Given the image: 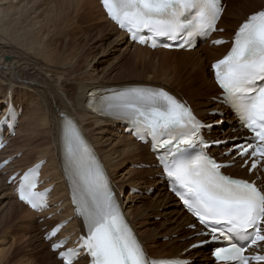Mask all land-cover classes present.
Segmentation results:
<instances>
[{
  "label": "bare ground",
  "instance_id": "bare-ground-1",
  "mask_svg": "<svg viewBox=\"0 0 264 264\" xmlns=\"http://www.w3.org/2000/svg\"><path fill=\"white\" fill-rule=\"evenodd\" d=\"M24 1L26 2V0ZM44 1L45 5L47 4L46 1L52 3L50 0ZM21 2L23 1L0 0V121L11 105L19 114L18 124L14 127V135L13 137L7 135L8 145L0 153V155L5 156L0 158V160L5 157L11 158L12 155L22 153L20 159L14 161V163L11 159L10 163L13 164L1 170L0 174L8 168L13 170L19 168L16 166L17 164L25 165L22 168L24 169L42 160V179L47 186H52V190L50 193V209L46 212L41 214L30 212L21 203L14 200V196L12 197V200L16 202L14 209L16 210L18 208V210L23 211L27 218L24 220L21 219L19 213L13 211L11 206L5 212H0V264H61L55 259V255L49 252L48 247L46 257L42 260L36 256L38 252L36 247L33 250L26 243H23L26 245L24 249L29 250L24 251L25 253L22 248L17 249V244H10L9 250L4 249L3 246L6 244V237L8 236L4 234L5 230L2 229L5 227L4 223H8L7 226H14L18 231L23 228L33 227L36 216L38 219H41L50 215L53 217V220L63 221L66 219L68 221L61 232L62 237H70V242H74L79 234L85 236L87 233L84 218L78 214L77 205L72 200L74 189L73 173L65 160L64 144L61 136L65 118L72 120L80 128L81 135L107 179L108 188L113 194V197L119 201L123 195L127 197L124 198L123 202L120 201V212L123 213L127 225L131 228L132 233L145 254L149 255L147 252V249H149L153 259L179 258L188 260L190 264H212L209 253H204L199 249H188L192 244L200 242L204 238L196 237L193 231L187 229L191 225V219L180 209L178 203L170 194L165 191L163 182L158 178L159 171L156 168H151L155 162L152 155L148 152L147 147L135 143L130 136L124 134L129 129V123L122 122L110 116L98 117L92 115L89 113L91 110L86 108V102L93 98L91 96L101 98V96H105L106 94L110 95L113 92L132 86L160 88L180 99L183 98L181 96L183 95L185 97L184 100L191 107L194 115L203 121L204 124L210 125L211 134L208 137L224 141L220 150L212 151L220 155V160L235 163L226 172L232 177L247 181L256 179V182L264 190V174H259L256 170L251 174H247L246 168L241 169L239 167L240 160L221 156V152L228 150L235 144L231 142V138L237 135V133L232 134V131L236 127V122L228 115V110L222 107L219 91L215 85L211 81L208 82L206 72L201 71L203 60L207 59L209 64L219 60L230 47V42L225 49L224 46L209 47L205 43L202 47H198L190 52L156 50L154 53L161 54L164 57L162 58L163 61H166L167 65L163 61L152 63L149 59L143 61L146 60L145 55L149 57V50L126 42L125 36L118 32L104 17L98 0H58L50 8L44 10L42 8V11L38 7L36 12L32 10L33 8H37V6L33 7V3L32 8L31 6L29 7L30 4H27L29 2L26 3L27 6L24 2ZM54 2L56 1L54 0ZM20 4H24L26 7H22L23 5L20 6ZM261 4L264 5V0H231L229 5L230 8L232 7V10L230 9L228 15L225 14L227 12L225 11L218 23V29H223L224 31L222 34H217L216 36L218 38L232 40L239 26L250 15L263 11L264 6L262 5L260 9L253 12L250 11L251 13L248 12L249 14H246V9L250 8V5L258 6ZM46 6L50 5L48 4ZM77 9H80L79 13L86 17L89 16L90 12L96 14V26L105 24L110 28L111 32H114L116 35L115 39H112L109 44H113L116 47V51L124 44L125 49L122 52L120 50L121 55H128L130 53L131 56H134L133 60L135 64L159 67L157 73L152 72L154 74L150 78L152 81L159 83L134 81L129 84L116 85L124 83L129 79L123 80L115 77V79L109 80L111 79L109 76L112 74L113 68H111L112 72H109L110 70L101 71L98 69L101 63L107 59L104 54L106 50H101L100 54L91 56L94 46H101L100 39L97 43L98 45H95L96 43L93 42L94 39L90 40L91 45L87 49L90 57L81 56V58L83 57L88 62L86 66L83 65L85 63L82 64L85 66L83 67L84 73H78V66H81L78 62H81L79 61L80 57L74 56V53L78 52L75 49L76 47L73 50L76 51L74 53L72 51L65 52L66 48L64 46L57 49L56 44L57 40L60 41L59 36L61 33L65 41L69 35L73 34H70L68 27H70L72 22H78L75 12ZM38 11L41 12L37 13ZM65 11L66 13L62 14ZM228 17L231 18V24H225L223 21L224 18L227 21ZM90 21L93 24L95 20L90 19ZM63 25L66 28L64 32L61 30ZM58 30L61 32L58 33ZM102 35H104L103 31L100 30L99 36L101 37ZM76 39L73 40L77 41ZM60 45H63L62 41ZM83 48H85L84 45ZM131 49L134 51L131 52ZM191 55L196 57V60L192 61V63L187 62L188 56ZM6 56L10 58L8 62L3 61V58ZM98 56L100 57L98 58ZM168 56L173 57V60H171L172 63L168 60ZM100 58H105V60L102 61ZM137 61L141 62L136 63ZM190 67L192 69L189 72L188 69ZM167 68L169 72L171 71V75L169 72H165L168 71ZM179 71L185 75L183 80H180L179 77L177 78ZM196 73L198 78L196 77ZM160 76L163 79H160ZM192 76L196 81L191 79ZM168 77L170 78L169 80ZM164 81L166 83L168 82V84L173 81L177 82L181 87H179L178 91L172 92L168 88V84L163 83ZM97 102L100 103L102 101L98 99ZM216 116L217 118H214ZM219 121L221 122L220 125L218 124ZM112 133L115 136L125 138L114 140ZM11 143L13 146L10 145ZM9 147L11 149L8 150ZM7 150L10 153L9 155L6 153ZM30 154H32V158H34V155L37 156L31 160L29 158ZM135 165H148L150 169L147 172L142 171L134 174V172H130L129 170L133 171V166ZM108 168L112 169V174H110ZM134 178L135 182L133 180ZM137 178H139L140 182L138 185L135 184ZM6 189L11 196V189L8 185H6ZM131 190L139 191L141 192L140 194H147L150 191L153 193L152 201H154V208L150 209L153 212L150 219H148V211L145 209H143V212L140 211L141 207L135 209L133 214L131 213ZM160 192L164 193L165 196ZM79 196L80 194L77 192L78 199ZM7 197L8 195H3L1 199L4 200ZM133 198H139L142 202L146 201L145 195H142V197L135 196ZM138 203L140 202L138 201ZM158 208H162L161 213H158L161 210L155 212ZM155 217H162L166 219V222L161 223L156 230L153 229V232L147 233L145 231L140 236L138 234L140 232L138 228L142 224H138L136 221L145 219L150 221L148 225H154L153 221L155 219L153 221L152 219ZM53 220L43 222L41 227L46 226L48 229L57 222L52 223ZM164 235H169L162 238V240H167L166 243L158 244L153 242L155 237ZM36 241L42 247L47 246L42 238ZM16 243L21 244L22 242L16 241ZM144 244H146V247ZM155 245H159L162 249V251L157 252L156 256L152 254V248ZM32 251L35 257L31 255ZM52 257H54V261ZM78 264H86V260H82Z\"/></svg>",
  "mask_w": 264,
  "mask_h": 264
},
{
  "label": "snow or ice",
  "instance_id": "snow-or-ice-1",
  "mask_svg": "<svg viewBox=\"0 0 264 264\" xmlns=\"http://www.w3.org/2000/svg\"><path fill=\"white\" fill-rule=\"evenodd\" d=\"M109 17L141 44L167 37L179 47L191 46L197 35L217 31L223 12L220 0H102ZM150 35H141L142 32ZM222 31V29H220ZM214 44L224 41L215 40ZM171 47V45H162ZM216 82L224 102L238 114L254 138L237 145L241 158H264V11L250 15L236 31L230 51L213 64ZM100 112L114 119L130 121L140 139L152 138L153 149L163 148L159 157L173 191L185 207L204 225L211 241L224 240L215 255L218 260L249 264L243 255L247 247L264 242V190L254 182L233 179L221 172L223 165L205 149L220 141H206L200 135L203 125L184 103L163 90L131 88L115 93L102 102ZM66 163L73 173V202L84 218L87 237L81 248L91 264H183L177 260L146 258L141 245L124 222L107 179L75 123L63 121ZM175 142V143H174ZM184 145L185 147H180ZM245 166L247 159H244ZM257 168L254 161L250 171ZM35 172L26 173L20 184V199L34 208L42 206L43 195L36 187ZM32 177V178H30ZM79 192V199L77 198ZM55 235V232L52 233ZM236 238L241 242H233ZM197 247V245H193ZM64 264H73L79 252L60 253ZM264 264V256H255Z\"/></svg>",
  "mask_w": 264,
  "mask_h": 264
},
{
  "label": "rangeland",
  "instance_id": "rangeland-1",
  "mask_svg": "<svg viewBox=\"0 0 264 264\" xmlns=\"http://www.w3.org/2000/svg\"><path fill=\"white\" fill-rule=\"evenodd\" d=\"M24 3H25V5L27 6V4L29 5V7L31 6H33L32 5V3L34 4V6L33 7H36L37 6V8H31L33 11H35L36 12V10L38 9V7H40V9L39 10H41L42 8H43V10L44 9H46V8H50L51 7V5H53V4H55V3H57V1L58 0H55L56 2H54V0H50L52 3H48L47 1H46V5H50V6H46L45 5V1L43 0H34V1H31V0H26V2L24 1V0H22ZM41 1V3H39V2ZM224 1V0H223ZM23 2H21V3H23ZM27 2H29V3H27ZM230 2H231V0H225V8H224V12L225 11H227V12H225V14H227L228 15V13L230 12V9L232 8H230ZM27 3V4H26ZM36 3V4H35ZM38 3V4H37ZM42 4H44V5H42ZM23 5V6H22ZM20 4V6H22V7H26L24 4ZM39 5H41V6H39ZM243 5V4H242ZM262 5L263 4H261V5H258V6H251L250 5V8H247L246 9V14H249V13H251V12H253V11H255V10H258V9H260L261 7H262ZM264 6V5H263ZM35 9V10H34ZM232 10V9H231ZM42 11V10H41ZM41 11H38L37 13H40ZM251 11V12H250ZM76 14H77V23H74V22H72L71 23V25H70V27H68L69 28V31H70V34H72V35H69V37L66 39V41L64 40V37H63V35H62V33L60 34V36H59V39H60V41L59 40H57V49H59L61 46H64L66 49V51L65 52H69V51H72L73 53L74 52H76V51H73L74 50V48L78 51V52H76L77 53V55H76V53H74V56H77L78 58L80 57V59H79V61L81 62V63H79L78 62V64H81V66H78L79 68V70H78V73H84L83 71H84V69H83V67H85L86 65H87V60H85V59H83V57L81 58V56L83 55L84 57H90V54L89 53H87V49H89L90 48V45H91V42H90V40H93V42L94 43H96L95 45H98L97 43L99 42V39L101 40V43H100V45L101 46H99V47H97V46H94V48H93V46H91V48H93L92 49V54H91V56L93 55H98V54H100V52H101V50H106V52L104 53L105 55H106V60H105V58H100L102 61L103 60H105L103 63H101V65L99 66V70H110L109 72H112V70H111V68H113V72H112V74L109 76V78H111V79H109V80H113V79H115V77H118V78H120V79H123V80H125V79H129L128 81H126V82H124V83H119V84H116V85H121V84H129V83H131V82H134V81H138V82H150V83H159V82H154V81H152V79H150L152 76V74H154V73H157V71L159 70V67H157V66H151V65H145V64H135V61L133 60V58H134V56H131L130 55V53L127 55V54H123V55H121V52L125 49V47H124V44L121 46V47H119V49H118V51H116V47L112 44V45H110L109 43L112 41V39H115V34H114V32L112 31H110V28L109 27H107L105 24L103 25V24H100V26H96L97 25V23H96V21H97V16H96V14H94V13H92V12H90V14H89V16H85V15H82L81 13H79L80 12V9H77L76 11ZM249 12V13H248ZM64 13H66V11L65 12H63L62 14H64ZM84 19V20H83ZM90 19L91 20H95L94 22H93V24H92V22L90 21ZM90 21V22H89ZM224 23L225 24H231V18L230 17H228L227 18V21L225 20V18H224ZM228 22V23H227ZM92 24V25H91ZM100 28V29H99ZM61 29V28H60ZM71 29V30H70ZM62 32H64V31H66V28L64 27V25L62 26ZM100 30H102L103 31V34L104 35H102L101 37L99 36V31ZM73 31V32H72ZM59 32H61L60 30H58V33ZM223 32V29H222V31H220L219 33H222ZM111 33H112V35H111ZM231 33V32H230ZM76 35V36H75ZM96 35V36H95ZM75 37V38H74ZM94 37H96V38H94ZM107 37V38H106ZM77 38V39H76ZM69 39H70V41H69ZM71 39H72V42H71ZM76 39L77 41H74V40ZM81 41H79V40ZM61 41L63 42V45H60L61 44ZM74 41V42H73ZM90 42V43H89ZM68 43H70L69 45H68ZM89 43V44H88ZM67 44V45H66ZM75 46H74V45ZM86 44V45H85ZM68 47V49L70 48L71 49V45H72V49L70 50H68L67 49V47ZM80 46L79 48H78V46ZM83 45H84V47L85 48H83ZM88 46V47H87ZM227 47V45H225L224 46V49ZM78 48V49H77ZM107 48V49H106ZM83 50V51H82ZM120 50H121V52H120ZM86 51V52H85ZM134 50L133 49H131V52H133ZM81 52V53H80ZM84 52V53H83ZM72 53V54H73ZM88 54V56H87V54ZM157 54H159V53H154V51H150V54H149V57L147 56V55H145V58H146V60H143V61H147L148 59L152 62V63H159V62H161V61H163V59L162 58H164V57H162V55L161 54H159V55H157ZM104 55V56H105ZM7 57V58H6ZM6 57H4L3 58V61L4 62H8L9 60H10V58L8 57V56H6ZM100 56H98V58H99ZM83 59V60H82ZM167 59V58H166ZM188 60H187V62H191L192 63V61H194V60H196V57H194L193 55H191V56H188V58H187ZM82 60V61H81ZM168 60L171 62V60H173V57L172 56H168ZM115 61V62H114ZM139 62H141V61H137L136 63H139ZM164 63H165V65H167V62L166 61H163ZM83 63H85V64H83ZM172 63V62H171ZM85 65V66H83V65ZM110 65V66H109ZM110 67V68H109ZM168 69V68H167ZM191 67L188 69L189 70V72L191 71ZM188 70H187V72H188ZM156 71V72H155ZM201 71H204V72H206V75H207V80H208V82H210L211 81V78H210V73H209V61L207 60V59H204L203 60V63L201 64ZM152 72H154V73H152ZM165 72H169V69H168V71H165ZM164 72V73H165ZM162 73V72H161ZM169 74L171 75V71L169 72ZM179 74V75H178ZM150 75V76H149ZM193 75V74H192ZM194 77H195V75H193ZM191 77V79H194L193 81H196V77H197V73H196V77L194 78V77ZM179 77V79L180 80H183L184 78H185V75H184V73H182L181 71H179L178 73H177V78ZM201 77H202V74H201ZM198 78V77H197ZM160 79H163V77L162 76H160ZM170 78L168 77V80H169ZM104 80H106V79H104ZM147 80V81H146ZM171 80H173V79H171ZM212 82V81H211ZM163 83H165V84H168V82L166 83L165 81L163 82ZM198 84V83H197ZM163 87H165V86H163ZM179 87H181V85H179V84H177V82H171V83H169L168 84V88L172 91V92H175V91H178V89H179ZM28 94H30L29 92H28ZM72 94V93H71ZM87 95V94H86ZM183 98L182 99H184L185 97L183 96V95H181ZM24 113V112H23ZM108 132L109 133H111L109 130H108ZM116 133V132H115ZM113 134V133H112ZM117 134V133H116ZM113 138H114V140H118V139H124L125 137H119V136H115V134H113ZM114 142V141H113ZM14 143V142H13ZM130 143H132L131 141H130ZM133 144V143H132ZM11 146H13L12 145V143L10 144ZM9 149H11L10 147L8 148V150ZM8 150L6 151V153L9 155L10 153L8 152ZM140 152H142V151H140ZM21 154L22 153H18V154H16V155H12V157L14 158L13 159V161H17V160H19L20 159V156H21ZM3 156H5V155H1L0 156V158H2ZM32 156V154H30V156H29V158L32 160V159H34L37 155H34V158H32L31 157ZM14 163V162H13ZM17 164V163H16ZM131 164V163H130ZM129 164V165H130ZM16 166H18L19 168H23V167H25V165L23 166V164L21 165H16ZM124 167H125V165H124ZM127 167V166H126ZM129 167V166H128ZM152 167V166H151ZM128 170H129V168H128ZM149 170V166L148 165H135V167L133 166V171H131V170H129L130 172H134V174H136V173H139V172H142V171H145V172H147ZM108 171L110 172V174H112V169L111 168H108ZM4 178H5V175H3V174H0V212H5L6 211V209L7 208H9L10 206L12 207V209H13V211H17L18 213H19V217L21 218V219H26L27 217L25 216V214H24V212L23 211H20V209L18 210V208L15 210L14 208H15V206H16V202L14 201V200H12V194H11V196L9 195V191H7V189H6V185H5V181H4ZM134 180V182H135V178L133 179ZM2 182V183H1ZM136 185H138V184H140V182H139V178H137L136 179V183H135ZM6 189V190H5ZM7 192V193H6ZM10 193H11V191H10ZM141 192H134V193H130V202H131V213L133 214L134 213V210L135 209H137V208H140L141 207V209H140V211H144L143 209H145L146 211H148V216H149V218L148 219H150L151 217H152V215H153V212L152 211H150V209H152V208H154V205H153V202L154 201H152V199H153V194H151V193H149V194H147V195H145V194H140ZM163 196H165V194L164 193H162V192H160ZM159 193V194H160ZM3 195H8V197L6 198V199H4V200H2L1 199V197L3 196ZM142 195H145L146 196V201H144V202H142L139 198H133V197H135V196H139V197H142ZM126 196H122L121 197V201L123 202L124 201V198H125ZM151 197V198H150ZM54 198V197H53ZM127 198V197H126ZM137 200V202L135 203V201ZM4 201V202H3ZM138 201L140 202V203H138ZM8 202V203H7ZM160 202V201H159ZM9 203H10V205H9ZM127 205V204H126ZM5 208V209H4ZM174 208H175V206H174ZM176 209V208H175ZM158 210H161L160 212H158V213H161L162 212V208H158L155 212H157ZM158 213H154V214H158ZM52 218V217H51ZM51 218H49V217H47L46 218V220H51ZM155 219V220H154ZM53 220V219H52ZM154 220V221H153ZM57 220H53L52 221V223H54V222H56ZM152 221L154 222V225H148L149 223H150V221H147V220H137L136 221V223H141L142 224V226H139V228H138V230L140 231V232H138V234L141 236L142 235V233L143 232H145V231H147V233H150V232H153L154 230L153 229H157L158 227H159V225L161 224V223H164V222H166V219H163L162 217H155V218H153L152 219ZM42 223H43V221H42V219H38V217H35V221H34V226L33 227H29V228H23V229H21V230H18L17 231V229L14 227V226H12V225H9V226H7L8 225V223H4V226L5 227H3L2 229H4L5 230V233L4 234H6V235H8L7 237H6V244L3 246V248L4 249H6V250H9V245L10 244H17L16 245V247H17V249H21L22 248V250H23V252L24 251H26V250H29V249H24V246H26V245H24L23 243H26V244H29L30 246H31V248L34 250V247H36V249H37V254H36V256L40 259V260H42V259H44L45 257H46V253H47V246L46 247H42V246H40L39 245V243L37 244V239L38 240H41V238H42V234H43V231H44V228L46 227V226H42L41 227V225H42ZM154 226V227H153ZM152 228V229H151ZM32 229V230H31ZM29 230V231H28ZM150 230V231H149ZM149 231V232H148ZM26 234V235H25ZM19 235V236H18ZM31 235V236H30ZM34 235H35V237H34ZM25 236V237H24ZM31 238H30V237ZM166 236H169V235H164V236H158V237H155L154 238V243H158V244H163V243H166V239H163L162 240V238H164V237H166ZM22 237V238H21ZM20 238V239H19ZM28 240H27V239ZM33 239V240H32ZM22 240V241H21ZM31 240V241H30ZM16 241H20V242H22L21 244H19V243H16ZM25 241V242H24ZM35 241V242H34ZM34 245V246H33ZM145 245V247H146V244H144ZM148 246H149V244H148ZM156 248V249H155ZM153 249V251H152V254L154 255V256H156L157 255V252H160V251H162V249H161V247L159 246V245H155V247H153L152 248ZM147 252H148V254L151 256V251L149 250V249H147ZM25 253V252H24ZM32 254V256L33 257H35V255L33 254V251L31 252ZM205 253V252H204ZM20 255V254H19ZM162 255H164V253H162ZM41 256H42V258H41ZM153 257V256H152ZM53 258V261L55 260L54 259V257H52ZM17 262V261H16ZM58 263V262H57ZM16 264V263H15ZM50 264H52V263H50Z\"/></svg>",
  "mask_w": 264,
  "mask_h": 264
}]
</instances>
